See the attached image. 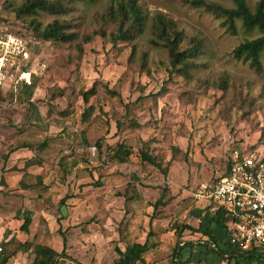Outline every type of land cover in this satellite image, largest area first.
Wrapping results in <instances>:
<instances>
[{"label":"rangeland","instance_id":"374dc122","mask_svg":"<svg viewBox=\"0 0 264 264\" xmlns=\"http://www.w3.org/2000/svg\"><path fill=\"white\" fill-rule=\"evenodd\" d=\"M25 1L0 0V37L19 36L28 50L0 90V262L30 264L41 244L64 249L60 264H114L116 249L148 239L138 264H170L177 242L191 247L190 264H225L195 231L212 207L194 193L226 171L234 149L264 153V59L257 71L233 55L258 30L237 21L231 33L183 0H138L143 33L114 42L108 11L126 0H62L67 13L37 16L41 28L57 19L73 34L54 42L16 14ZM257 1L246 0L251 10ZM158 14L181 32V50L198 46L184 72L171 69L161 40L151 42ZM21 80L35 81L29 101L18 98ZM117 144L130 151L123 162ZM209 226L222 247L227 233Z\"/></svg>","mask_w":264,"mask_h":264},{"label":"trees","instance_id":"16d2710c","mask_svg":"<svg viewBox=\"0 0 264 264\" xmlns=\"http://www.w3.org/2000/svg\"><path fill=\"white\" fill-rule=\"evenodd\" d=\"M138 0H126L118 5L116 9L108 11V17L110 21H113L116 25V30L112 34V40L130 41L136 36L143 33L146 24V17L142 13L140 6L137 4ZM233 7L226 8L219 4L209 2L207 0H183V2L193 7L203 8L207 12L212 13L217 18L222 19V25L226 27L231 33L236 32V22L239 21L241 26L246 31L258 30L259 35L246 39L233 50V55L236 59L242 60L248 63L250 67L259 71L262 67V59H264V0H258L253 10L250 9L246 0H231ZM68 4H63L62 0H26L15 11L18 16L31 17V24L33 29L38 33L41 39L54 42H66L72 39L73 34L65 32L67 25L64 22H60L54 19L52 22L46 24L41 28L40 22L37 20V16L46 12L50 14L67 13ZM154 38L151 39L152 43H157L161 40L160 45L167 50L170 58L171 69L179 72H184L193 59L199 55V49L196 44L184 49H180L182 42V34L176 29L175 23L165 17L162 14H158L154 17L151 25ZM142 63H144V56H142ZM19 83V82H18ZM16 83V85L18 84ZM18 98L29 101L33 95L36 87L35 81H31L29 84L23 80L19 83ZM94 87L83 93L85 100L90 95L94 94ZM12 93V92H11ZM88 114L84 112V117ZM97 144H99L97 142ZM99 146V145H98ZM21 147H29L23 144ZM130 154V151L125 148L123 144H117L114 156L121 162L125 157ZM142 159L159 166L154 158L147 153H142ZM224 172L221 176L225 175ZM219 178V177H218ZM217 180L215 178L213 181ZM65 196L63 200H65ZM161 198H159L154 207H158L161 204ZM211 207V205H209ZM231 218L221 210H213L209 218V225L219 227L220 230L227 233V241H224L223 246L220 247L217 236L214 234L213 229L210 226H206L203 230L201 227L197 228L196 232H201L207 237L205 243L207 247L211 248V252L215 254L220 261H224L225 264H264V247L251 246L249 249H241L238 245L231 242L229 234L231 229L229 223ZM30 223V217L26 216L21 229L27 231ZM192 229L190 226H181V230ZM150 244L148 239L144 243H132L127 245L123 251L116 249L117 258H115L114 264H138L143 261V254L148 251ZM186 248L189 249V253L186 257L183 256V251ZM191 247H184L177 242L170 264H190L192 261V255L190 253ZM34 258L30 264H60L58 257L64 253V249L59 253L50 247L36 244L33 248ZM6 257L0 262L5 264Z\"/></svg>","mask_w":264,"mask_h":264},{"label":"built area","instance_id":"2783aa9c","mask_svg":"<svg viewBox=\"0 0 264 264\" xmlns=\"http://www.w3.org/2000/svg\"><path fill=\"white\" fill-rule=\"evenodd\" d=\"M27 57V44L21 37L11 34L0 37V90L8 77L13 76L11 71L17 62ZM18 77L29 82L28 72L21 71ZM225 172L199 187L194 197L208 202L212 211L221 210L231 218V242L241 249L264 247V153L234 149Z\"/></svg>","mask_w":264,"mask_h":264},{"label":"bare ground","instance_id":"6f19581e","mask_svg":"<svg viewBox=\"0 0 264 264\" xmlns=\"http://www.w3.org/2000/svg\"><path fill=\"white\" fill-rule=\"evenodd\" d=\"M23 76H26L25 74Z\"/></svg>","mask_w":264,"mask_h":264}]
</instances>
